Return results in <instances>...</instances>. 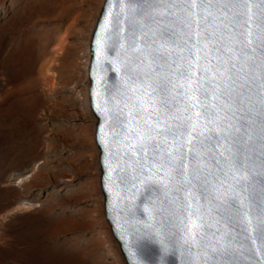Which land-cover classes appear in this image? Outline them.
Segmentation results:
<instances>
[{
	"label": "water",
	"instance_id": "95a60500",
	"mask_svg": "<svg viewBox=\"0 0 264 264\" xmlns=\"http://www.w3.org/2000/svg\"><path fill=\"white\" fill-rule=\"evenodd\" d=\"M89 78L126 262L264 264V0H105Z\"/></svg>",
	"mask_w": 264,
	"mask_h": 264
},
{
	"label": "rangeland",
	"instance_id": "374dc122",
	"mask_svg": "<svg viewBox=\"0 0 264 264\" xmlns=\"http://www.w3.org/2000/svg\"><path fill=\"white\" fill-rule=\"evenodd\" d=\"M104 3L0 0V264H128L99 216L97 118L82 110Z\"/></svg>",
	"mask_w": 264,
	"mask_h": 264
},
{
	"label": "bare ground",
	"instance_id": "6f19581e",
	"mask_svg": "<svg viewBox=\"0 0 264 264\" xmlns=\"http://www.w3.org/2000/svg\"><path fill=\"white\" fill-rule=\"evenodd\" d=\"M86 64H87V66L89 68L91 62L87 60L86 61ZM88 87H90L89 81H87V86H86V89H85L86 90L85 91L86 92L85 93V96H87V97H89V88ZM83 103H84V105L82 106V110H83L85 119L91 118L92 115H93L92 114V106H91V104L88 103L86 99H84V102ZM96 192H99V191H96ZM98 206H99L98 207L99 216L104 221V219H105V215H104L105 198L104 197L101 198V202H100V204ZM105 235H106V244H104L103 246L104 247H107V248H110V249L112 248L113 251L115 249H117L116 241L113 238L112 233H111V230H110V228L108 226H105ZM117 262H120V261H117Z\"/></svg>",
	"mask_w": 264,
	"mask_h": 264
}]
</instances>
